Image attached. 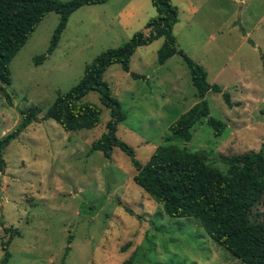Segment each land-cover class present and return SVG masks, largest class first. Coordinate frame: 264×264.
Masks as SVG:
<instances>
[{"label": "rangeland", "instance_id": "374dc122", "mask_svg": "<svg viewBox=\"0 0 264 264\" xmlns=\"http://www.w3.org/2000/svg\"><path fill=\"white\" fill-rule=\"evenodd\" d=\"M178 20L172 33L178 49L199 63L209 83L229 94H205L209 115L224 122L215 136L201 119L185 142L170 135L168 125L195 103V88L178 54L156 61L157 38L137 47L129 72L118 63L102 80L120 104L125 118L115 135L132 147L143 164L159 144L202 150L225 170V158L256 151L264 141V0H171ZM154 14L150 0H107L73 11L52 52L45 53L58 15L46 13L8 63L0 94V137L20 120V111L35 106L31 122L1 150L0 243L12 230L8 264H241L218 247L194 218H170L132 176L129 158L113 147L109 158L90 144L105 130L108 110L94 92L83 100L100 106L91 129L65 131L42 115L57 93L80 78L83 66L98 53L126 41ZM264 219V193L249 212ZM70 241L67 242V237ZM67 251L64 253V248ZM2 251L0 248V258Z\"/></svg>", "mask_w": 264, "mask_h": 264}, {"label": "trees", "instance_id": "16d2710c", "mask_svg": "<svg viewBox=\"0 0 264 264\" xmlns=\"http://www.w3.org/2000/svg\"><path fill=\"white\" fill-rule=\"evenodd\" d=\"M107 0H0V94L10 103L3 86L9 84L8 63L24 44L38 22L48 12L58 15L45 53L32 58L39 64L57 44L69 15L83 5L101 4ZM154 14L147 19V33L135 31L126 41L114 48L98 53L83 66L78 81L67 91L57 93L44 111L42 118L51 119L65 131L91 129L99 122L101 108L92 101L83 100L94 92L101 106L108 110L105 130L90 144L91 151H99L109 158L117 147L128 158L135 173L133 182L150 198L160 204L170 218H194L203 231L220 248L241 264H264V219L251 221L249 212L264 193V141L256 151L233 154L225 158V170L210 164L202 150L189 151L174 144L157 145L147 160L140 164L132 147L115 135L117 123L125 118L119 102L102 80L105 69L118 63L121 69L134 79L143 76L129 72V58L134 50L161 38L156 50V61L161 64L174 54L185 63L191 85L195 88L196 101L167 127L170 135L185 142L190 139V128L205 120L217 136L224 129V122L209 115L205 94L220 93L224 103L231 106L229 94L206 79L205 69L177 48L172 27L177 22V9L171 0H150ZM35 106L20 111V120L4 136L0 137V171L3 160L1 150L15 139L31 122L36 121ZM264 114V108L260 110ZM0 243V264H8V244L15 235ZM70 236L67 242L70 241ZM64 248V253L67 251ZM122 264H132L128 257Z\"/></svg>", "mask_w": 264, "mask_h": 264}]
</instances>
